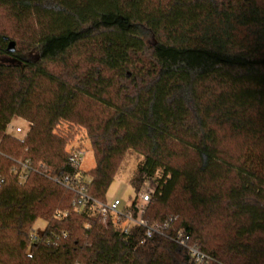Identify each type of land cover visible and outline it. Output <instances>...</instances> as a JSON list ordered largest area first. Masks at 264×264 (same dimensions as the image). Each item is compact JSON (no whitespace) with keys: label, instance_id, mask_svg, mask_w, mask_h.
Wrapping results in <instances>:
<instances>
[{"label":"trees","instance_id":"16d2710c","mask_svg":"<svg viewBox=\"0 0 264 264\" xmlns=\"http://www.w3.org/2000/svg\"><path fill=\"white\" fill-rule=\"evenodd\" d=\"M0 16V264H196L179 230L207 264H264V0H0ZM63 122L94 151L85 205L54 181L76 172ZM129 153L136 194L155 185L149 238L94 207Z\"/></svg>","mask_w":264,"mask_h":264},{"label":"built area","instance_id":"2783aa9c","mask_svg":"<svg viewBox=\"0 0 264 264\" xmlns=\"http://www.w3.org/2000/svg\"><path fill=\"white\" fill-rule=\"evenodd\" d=\"M31 124L28 125L27 129H24L22 126L14 125L12 122L8 124L6 128V133L12 134L15 136L23 135L25 136L30 130ZM22 136V137H23ZM68 152V160L70 164L76 169V172L72 175H62L61 177H54V181L64 185L65 187L76 191L79 194L78 201H76L79 205H85L90 200L86 192V186L81 185L77 187L76 181L79 179V176L82 171H84L82 165L85 161L87 150L78 147L67 149ZM31 168L30 161H26L22 163L21 169H14V172L19 176L20 181H25L28 177V171ZM40 168H42L43 174H50V169L46 168L44 164H40ZM4 182V177L0 175V184ZM153 194V189L149 188L146 192H143L140 196L141 200L136 199L134 207L136 208L138 215L135 216L134 212L131 208L134 202L125 206L123 209H120L122 204L121 200L115 199L112 202L106 203H96L95 209L99 215H101L104 219H107L110 214L114 216V220L116 224H120L125 232H128L129 229L134 226H143L146 228V237H151L155 232H159L161 230V225H149L148 222L143 218L145 207L150 202ZM35 237V235H34ZM146 239V238H145ZM142 240V243L145 241ZM174 241L187 248L192 255L196 264H207L211 261V256L202 252L197 244H193L191 242V237L189 234L185 233L183 230H179L174 237Z\"/></svg>","mask_w":264,"mask_h":264},{"label":"rangeland","instance_id":"374dc122","mask_svg":"<svg viewBox=\"0 0 264 264\" xmlns=\"http://www.w3.org/2000/svg\"><path fill=\"white\" fill-rule=\"evenodd\" d=\"M11 26L8 22L5 20L1 19L0 16V34L1 33H8L5 30L10 31ZM10 33V32H9ZM8 33V34H9ZM11 34V33H10ZM147 39L149 41L153 40V37L151 34H147ZM36 54L30 55V58H35ZM1 62H6L10 63L14 61L13 57H0ZM12 123L14 125H19L22 126L24 129L28 128V125L30 122H28L25 119L22 118H14L12 120ZM73 127L72 131L71 128ZM58 134H63L67 132L71 133V137L68 141V144L66 146V149H71V148H78L82 147L87 150V155L85 158V161L82 165L84 171H89L95 166V157H94V151L91 145V142L89 140V137L87 135V132L84 127L74 125L73 123L70 122H63L60 124L56 130ZM23 135H19V137H22ZM142 157L136 153H129L125 157V160L122 164V167L120 169L119 174L116 176L114 179L113 183L111 184L108 192H107V201L112 202L115 199L121 200L122 204L120 206V209H123L125 206L131 204L137 197L138 200L140 199V196L143 192H146L149 188L154 189L155 185L153 181L146 182L145 185L143 186L141 192L137 195L136 191L132 187L130 180L134 176V174L137 171V167L139 163L142 161ZM46 226V222L42 219L38 220L37 223L35 224V228H44Z\"/></svg>","mask_w":264,"mask_h":264},{"label":"water","instance_id":"95a60500","mask_svg":"<svg viewBox=\"0 0 264 264\" xmlns=\"http://www.w3.org/2000/svg\"><path fill=\"white\" fill-rule=\"evenodd\" d=\"M5 39H8V37H5ZM7 50L9 53H14L16 50V43L13 40H10L8 43Z\"/></svg>","mask_w":264,"mask_h":264}]
</instances>
